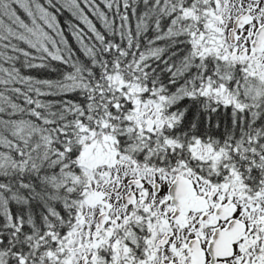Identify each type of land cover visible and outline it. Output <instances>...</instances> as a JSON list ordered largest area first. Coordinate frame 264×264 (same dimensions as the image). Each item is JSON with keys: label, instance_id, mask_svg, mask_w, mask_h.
<instances>
[{"label": "snow or ice", "instance_id": "6c2138e0", "mask_svg": "<svg viewBox=\"0 0 264 264\" xmlns=\"http://www.w3.org/2000/svg\"><path fill=\"white\" fill-rule=\"evenodd\" d=\"M0 264H264V0H0Z\"/></svg>", "mask_w": 264, "mask_h": 264}]
</instances>
